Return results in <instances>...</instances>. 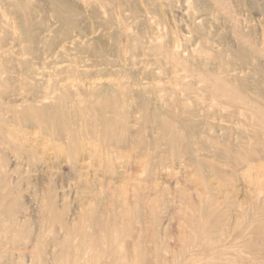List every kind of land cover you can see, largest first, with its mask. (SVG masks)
<instances>
[{
    "label": "rangeland",
    "instance_id": "1",
    "mask_svg": "<svg viewBox=\"0 0 264 264\" xmlns=\"http://www.w3.org/2000/svg\"><path fill=\"white\" fill-rule=\"evenodd\" d=\"M0 264H264V0H0Z\"/></svg>",
    "mask_w": 264,
    "mask_h": 264
}]
</instances>
